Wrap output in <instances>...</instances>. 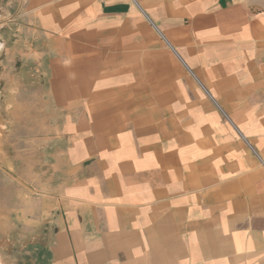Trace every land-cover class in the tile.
<instances>
[{
	"label": "crops",
	"instance_id": "0c3cea01",
	"mask_svg": "<svg viewBox=\"0 0 264 264\" xmlns=\"http://www.w3.org/2000/svg\"><path fill=\"white\" fill-rule=\"evenodd\" d=\"M17 3L37 262L264 264V0Z\"/></svg>",
	"mask_w": 264,
	"mask_h": 264
},
{
	"label": "rangeland",
	"instance_id": "374dc122",
	"mask_svg": "<svg viewBox=\"0 0 264 264\" xmlns=\"http://www.w3.org/2000/svg\"><path fill=\"white\" fill-rule=\"evenodd\" d=\"M17 1L0 0V264H39L51 203L44 198L45 182L33 176L46 170L30 138L46 120L33 119L29 103L41 90L28 86V71L22 79L17 71V29H29Z\"/></svg>",
	"mask_w": 264,
	"mask_h": 264
}]
</instances>
